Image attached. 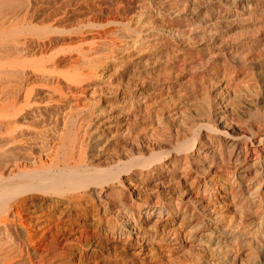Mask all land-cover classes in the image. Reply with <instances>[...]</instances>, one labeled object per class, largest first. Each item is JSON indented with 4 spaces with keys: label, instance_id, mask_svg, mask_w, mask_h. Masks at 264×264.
<instances>
[{
    "label": "rangeland",
    "instance_id": "1",
    "mask_svg": "<svg viewBox=\"0 0 264 264\" xmlns=\"http://www.w3.org/2000/svg\"><path fill=\"white\" fill-rule=\"evenodd\" d=\"M261 2L253 3L249 11L242 12L239 7L228 8L224 0H0V58L7 57L10 49L13 50L10 54L14 53V48L7 44L15 38L17 42H24L37 58L40 52L45 57L54 55L58 70L72 64V69L80 73L86 74L91 69L98 73L77 88L95 85L97 81L102 83L101 86L94 93L90 91L80 98V107L75 112L70 113L67 109L63 112L64 117L74 121L69 129L70 134L77 137L73 156L67 160L69 164L109 168L136 148L150 145L149 149L155 153L160 149L169 151L170 159L175 156L178 159L173 166L175 175H185L190 182L195 176L202 178L200 162L191 158L193 151L178 152L176 147L181 141L197 135L194 122L204 128L206 111L213 102L218 108L227 109V113L221 115L227 127L224 131L230 132L229 128H234V134L241 138L242 144L246 142L245 136L264 137V109L257 103L264 82V0ZM234 11H240L238 17L229 15ZM49 29L53 32H48ZM13 32L15 36L11 35ZM137 39L142 41L141 46H127ZM43 65L49 68L53 62L46 61ZM0 77L2 88L9 80L2 73ZM62 91L68 92L65 87ZM122 99L129 102H121ZM18 101L22 102V98ZM220 102L222 104L218 105ZM36 107L43 113L48 110L40 103L32 105V109ZM104 108H107L104 115L128 110L127 116L131 119L129 132L123 136L115 134L106 145L103 140L92 142L100 129L90 134L88 127L93 116ZM48 122L46 118L34 130L24 131V134L32 133L35 147L40 146L42 138L52 136L59 128ZM218 123L219 120L214 129L223 131L224 125ZM3 137L0 133V152L11 148L9 144L4 145ZM79 147L82 151L80 158ZM221 147L224 150V146ZM99 151V156H95ZM144 153L148 156L149 150ZM242 159L244 156L241 162H215L218 177L230 180L228 189L237 206L236 209L228 206L229 211H223L227 217L221 225L244 239L255 236L262 240L264 229L253 221L256 220L254 215L264 213V206L252 205L249 211L239 212L244 192L238 190L233 175L245 165L246 158ZM4 161L3 157L0 158V173H5ZM254 168L249 165L240 177L243 180L260 177V171L256 172ZM121 181L123 186L109 184L98 190H101L99 195L102 198L107 197L109 208L120 202L134 207L152 194L150 180L142 182L137 190L128 185L126 176H122ZM74 198L78 205L87 209L89 220L86 223L91 225L88 232L93 235L92 241L97 240L91 219L96 213L99 217L104 215L103 203L97 207L98 200L92 198L89 191L83 192L81 199ZM77 218L79 221L83 219L82 216ZM23 220L30 222L27 230L31 234L37 238L42 236L35 243L39 254L44 251L39 264H90L77 246L61 244L65 239L71 240L72 234L69 222L60 219L58 213L51 214V231L47 233L34 230L33 221L26 216ZM14 240L12 238L10 243ZM177 250L181 262L178 264L198 262L196 250L188 252L186 246ZM253 257L249 251H242L237 263L248 264Z\"/></svg>",
    "mask_w": 264,
    "mask_h": 264
},
{
    "label": "bare ground",
    "instance_id": "2",
    "mask_svg": "<svg viewBox=\"0 0 264 264\" xmlns=\"http://www.w3.org/2000/svg\"><path fill=\"white\" fill-rule=\"evenodd\" d=\"M224 1L228 8L239 7L242 12L249 11L253 3L262 4L261 0ZM239 12L234 11L229 15L238 17ZM11 35L15 36V33ZM141 45L142 41L137 39L127 46L136 48ZM7 46L13 47L15 51L10 54L13 51L10 49L7 57L0 58V74L9 80L7 85L0 88V133L4 135V145L9 144L11 147L0 152V158L5 159L3 165L8 167H5V173H0V264H39L44 251L39 254L35 243L42 236L37 238L27 230L29 221H24L23 216L33 221L34 230L47 233L51 231V214L56 213L71 226V240L65 239L61 244L77 246L90 264H178L181 262L176 255L177 249L185 246L188 252L196 250L198 262L193 264H236L242 251L254 255L248 264H264V237L262 240L255 236L244 239L221 225L227 217L223 211H229L228 206L235 209L237 206L233 193L228 189L230 180L218 177L214 170L216 161L221 164L231 160L241 162L244 156L242 160L246 158L245 165L233 175L238 190L244 192L239 212L249 211L252 205L264 206V137L245 136L246 142L242 144L241 138L234 134V128H229L230 132L224 131L227 127L221 115L227 113V109L218 108L217 103L213 102L206 111L204 128L194 122L197 135L181 141L176 147L178 152L193 151L191 158L200 162L201 179L195 176L189 182L185 175L177 177L173 166L178 163V159L175 156V159H170V152L166 150L159 149L155 153L149 149L150 145L127 151L129 153L124 158L109 168H96L88 164L82 166L78 163L71 165L67 160L73 156L77 137L72 136L69 129L74 121L64 117L63 112L66 109L70 113L75 112L80 107V98L90 91L94 93L101 86L102 83L97 81L95 85L77 88L98 73L95 69L86 74L80 73L72 69V64L58 70L54 55L45 57L40 52L37 58L35 52L15 38ZM46 61L53 62V65L46 67L43 65ZM63 87L68 90L67 93H63ZM260 90L257 103L264 109V82ZM19 98H22V102L18 101ZM39 103L48 109L47 112L43 113L37 107L32 109V105ZM104 109L93 116L88 127L91 129L90 134L100 129L92 142L103 140V145H106L115 134L123 136L129 132L131 119L127 116L128 110L104 115L107 108ZM46 118L50 121L49 125L59 128L52 136L42 138L40 146L35 147L32 133L24 134V131L34 130ZM218 120L224 125L223 131L214 129ZM222 145L224 150H221ZM147 150L148 156L144 153ZM81 152L79 147L78 158ZM99 154L100 151L95 156ZM248 164L255 168L258 166L254 169L260 171V177L248 180L240 177ZM183 166L185 168V164ZM122 176H126V182L134 190L141 187L142 182L150 180L153 183L152 194L134 207L120 202L118 206L109 208L107 197L102 198L99 194L109 184L123 186ZM85 191L98 200L97 207L103 203L104 215L99 217L96 213L91 219L95 224L94 237H98L95 241H92L93 235L88 232L91 225L86 223L89 220L87 209L74 201V197L81 199ZM91 203L95 207L92 199ZM77 216L83 219L79 221ZM254 219L253 222L264 229V213L254 215ZM12 238L16 243H10ZM36 258L40 260L34 261ZM237 264H242V261Z\"/></svg>",
    "mask_w": 264,
    "mask_h": 264
}]
</instances>
